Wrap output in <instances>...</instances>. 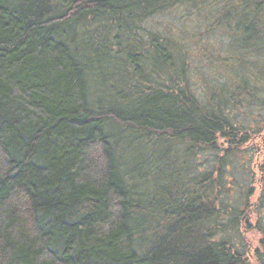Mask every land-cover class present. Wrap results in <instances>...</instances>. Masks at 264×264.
I'll list each match as a JSON object with an SVG mask.
<instances>
[{
	"label": "trees",
	"instance_id": "obj_1",
	"mask_svg": "<svg viewBox=\"0 0 264 264\" xmlns=\"http://www.w3.org/2000/svg\"><path fill=\"white\" fill-rule=\"evenodd\" d=\"M247 109L264 0H0V264H264L220 236L253 194L230 199L218 155L250 144ZM200 153L215 163L183 173Z\"/></svg>",
	"mask_w": 264,
	"mask_h": 264
},
{
	"label": "rangeland",
	"instance_id": "obj_2",
	"mask_svg": "<svg viewBox=\"0 0 264 264\" xmlns=\"http://www.w3.org/2000/svg\"><path fill=\"white\" fill-rule=\"evenodd\" d=\"M152 22L154 23V19H152L151 23ZM95 82H96V77H95ZM96 95H97V97L98 96L100 97L102 94H100L98 92V93H96ZM251 111L252 110H249V109H247V112L243 111V114L246 117L243 118L240 115L239 120L245 121L246 119H251L252 117H254V118L257 117L258 120H262L258 125H256L254 132L252 131L249 133V136L252 137V136L259 134V133H261L263 135V133H264V110H262V111L257 110V112L254 110L253 113ZM253 119H251L252 123L255 122V121H253ZM116 130L118 132V129L115 128V131ZM118 133H120V135L117 134L118 137L120 136L119 137L120 139L117 137L119 140V145H121L123 152H125L124 153L125 157L126 158L129 157L130 159H132L131 164H129V162H128V165H126V169L131 170V171L133 170V172H134L133 177H132V179H133L132 181H135V183H136L135 190L139 193L143 192L145 194L146 199H150V198L154 197V194L151 190L155 189L154 185H156V182H154V185H153V181L151 180V178L153 177L151 175L152 172H151L150 176L147 175L148 169H146V168H145V170L143 169L144 164L141 162L142 159H140L141 156H143L146 152H144L143 154H141V156H139L140 148L138 146L140 145V143L135 141L134 144H131L129 142L131 139L133 140L132 137H134L135 131L131 132L128 130V131H124L122 134V131L120 130ZM258 141L254 140L252 142V144L248 147L245 145H241L239 148L231 149V151L229 153H227V151L223 150V149H221L220 152L218 153V155H224L225 156L224 158H226V161L228 162V164L230 166L228 168V172H227L228 173L227 177H229V180L226 181L227 186L230 184L231 185L233 184V188L228 189L229 196L232 197L230 199H234V202L238 205L240 198H242V200H244V194L248 190L253 189V194L250 197L251 199L249 200L251 203V205L249 204L250 207L247 208L245 206L243 208V212H246V214L249 211L247 216L246 217H242V216L239 217V219H238V220H240L238 223L239 225L237 224L234 226L232 224V225L225 226L223 228L221 227L222 229L220 228L221 229L220 236H222L221 237L222 239L224 237H226V238L229 237L231 239V241H233V242L235 241L236 243H240L245 248L249 247L251 249L252 253L254 251H256L257 249L262 250L263 246H264V175L262 172L263 171L262 169L264 168V154H257V152L255 154L256 147H257L256 142H258ZM259 144L261 145V148L264 147L261 140L259 141ZM131 145H133V146H131ZM227 146L228 145H226V147ZM248 150L251 153V159L249 157V154L247 153ZM247 157L249 158L250 161L247 160ZM125 160H127V159H125ZM214 160H215V158L213 155H204V153H200L199 158L197 160L193 158V160L190 162V164L188 161L187 164H185V166H184L185 169L182 171L184 173L185 171H187L188 168H192V167H194V169H197V168L202 169L203 163L205 164V167H208L209 165L207 163L214 164L215 163ZM171 162L174 163V161L171 160L169 163L170 165H171ZM155 167L161 171L164 170L163 167L156 166V165H155ZM170 168L173 171L174 168L173 167H170ZM170 173H172V172H170ZM157 176L159 177L160 174ZM253 178H254V180L251 181V179H253ZM188 182H186V184ZM175 183H176V181H175ZM170 186H172V188H173L172 189L173 193H176L178 191V188L182 187V183H178L177 186H175V184L170 185ZM161 193H163V192H161ZM163 204H166V206H167L168 202L165 201ZM252 204H253V206H252ZM227 220H228V217H227L226 221ZM157 221H158V218H156V221L154 222L155 225L153 224L154 225L153 227H155L157 225L156 224ZM227 222L229 223V221H227ZM252 258H253V256H252Z\"/></svg>",
	"mask_w": 264,
	"mask_h": 264
},
{
	"label": "flooded vegetation",
	"instance_id": "obj_3",
	"mask_svg": "<svg viewBox=\"0 0 264 264\" xmlns=\"http://www.w3.org/2000/svg\"><path fill=\"white\" fill-rule=\"evenodd\" d=\"M257 139H258L259 141L261 140V142H262L263 145H264V133H263V135H262V134H256V135L252 136V138H251V142H250V144H249L248 146H250L254 140L258 141ZM259 141L256 142V143H257V147H256L255 154H256V152H257V154H264V147L261 148V145L259 144ZM249 157H250V159H251V155H249ZM262 170H263V169H262ZM262 172H263V171H262ZM263 175H264V174H263ZM260 180H261V179H260ZM262 180H263V179H262ZM250 205H251V203H250ZM250 205H249V207H250ZM252 206H253V204H252ZM249 207H248V208H249ZM251 208H252V207H251ZM248 213H249V211H248ZM248 213H247V214H248ZM247 214L245 215V217L247 216Z\"/></svg>",
	"mask_w": 264,
	"mask_h": 264
}]
</instances>
